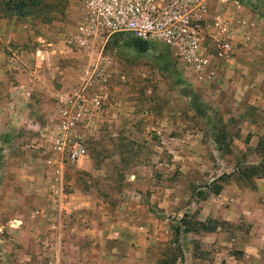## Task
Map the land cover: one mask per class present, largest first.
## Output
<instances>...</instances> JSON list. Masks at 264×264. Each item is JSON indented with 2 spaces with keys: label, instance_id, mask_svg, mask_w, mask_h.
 I'll return each instance as SVG.
<instances>
[{
  "label": "crops",
  "instance_id": "obj_1",
  "mask_svg": "<svg viewBox=\"0 0 264 264\" xmlns=\"http://www.w3.org/2000/svg\"><path fill=\"white\" fill-rule=\"evenodd\" d=\"M235 3L216 0L212 11L232 21L235 55L221 78L203 83L200 102L190 92L184 101L227 133H214L212 149L205 134L194 135L198 147L189 156L199 161L183 167L189 177L171 181L173 167L166 183H132L126 190L135 196L117 207L77 177L67 181L65 264H264V7ZM37 28L0 23V264H40L55 207V154L45 126L72 93L80 63L96 61L89 49L65 46L58 25ZM196 188L206 194L193 198ZM181 214L201 229L184 226L177 235L172 224Z\"/></svg>",
  "mask_w": 264,
  "mask_h": 264
},
{
  "label": "rangeland",
  "instance_id": "obj_2",
  "mask_svg": "<svg viewBox=\"0 0 264 264\" xmlns=\"http://www.w3.org/2000/svg\"><path fill=\"white\" fill-rule=\"evenodd\" d=\"M11 1L12 13L4 11L0 2L4 11L0 23L29 24L35 30L41 22L49 30L58 25L65 46L75 34L84 8V0H27L24 7L22 0ZM239 1L244 7H249L250 2L264 7V0ZM215 7L216 0H213ZM101 45L94 51L88 50L87 54L96 61H90V57L84 65L80 63L77 76L70 79L74 85L72 93L59 100L47 121H56L59 106L66 105L77 93L87 98L83 112L88 120L84 129L88 156L78 165H88V168L77 170L78 165L70 166L66 182L75 176L84 189H90L97 197L117 207L135 196L131 194L133 190H126L132 183L140 181L149 187L156 182L166 183L173 167L175 177L170 180L183 182L189 177L183 167L199 161L189 156V151L198 147L192 141L193 136L205 134L206 146L212 149L214 133L218 139H223L227 132L222 124L215 126L212 121H201L199 113L188 108L184 102L187 93L194 94L200 102L203 82L194 81L166 47L152 44L139 47L126 34L115 35ZM104 57L109 58L107 62L103 61ZM227 66L228 63L220 72V78ZM93 69L96 72H92ZM220 78L215 84H219ZM173 108L178 109V113ZM210 112L213 118L214 112ZM212 162H217L214 156L209 158V164ZM68 192H72L70 188ZM141 192L147 197L152 190L145 188ZM193 192V198L206 194L197 188ZM187 218V214H181L172 224L177 235L184 226L201 229L199 220L189 222ZM209 225L210 229L214 228L213 224Z\"/></svg>",
  "mask_w": 264,
  "mask_h": 264
},
{
  "label": "built area",
  "instance_id": "obj_3",
  "mask_svg": "<svg viewBox=\"0 0 264 264\" xmlns=\"http://www.w3.org/2000/svg\"><path fill=\"white\" fill-rule=\"evenodd\" d=\"M235 2L239 9L243 7L239 0ZM212 11L213 0H84L81 20L67 44L94 51L111 37L126 34L166 47L188 75L203 83L215 82L235 55L236 44L232 21ZM86 99L77 93L59 106L57 122L50 121L45 127L55 154L51 188L55 207L48 214L40 264H65L60 226L67 202L66 172L88 156L84 137L88 120L83 112Z\"/></svg>",
  "mask_w": 264,
  "mask_h": 264
},
{
  "label": "trees",
  "instance_id": "obj_4",
  "mask_svg": "<svg viewBox=\"0 0 264 264\" xmlns=\"http://www.w3.org/2000/svg\"><path fill=\"white\" fill-rule=\"evenodd\" d=\"M0 2L2 3L3 7L2 9L6 12H9V13H12L13 12V5H12V1L11 0H0ZM27 4V0H22V7H24L25 5ZM2 9L0 8V15L3 14L4 11H2ZM120 35V34H119ZM123 35V34H121ZM131 37V36H130ZM133 39V41L139 46V47H142V46H150L151 44L147 43V42H143V41H140V40H137L133 37H131Z\"/></svg>",
  "mask_w": 264,
  "mask_h": 264
}]
</instances>
